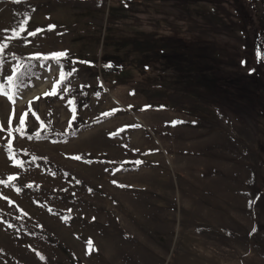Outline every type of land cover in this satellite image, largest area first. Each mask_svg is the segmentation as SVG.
<instances>
[{
	"label": "rangeland",
	"instance_id": "1",
	"mask_svg": "<svg viewBox=\"0 0 264 264\" xmlns=\"http://www.w3.org/2000/svg\"><path fill=\"white\" fill-rule=\"evenodd\" d=\"M0 42L41 54L0 95V264H264V0H0Z\"/></svg>",
	"mask_w": 264,
	"mask_h": 264
},
{
	"label": "snow or ice",
	"instance_id": "2",
	"mask_svg": "<svg viewBox=\"0 0 264 264\" xmlns=\"http://www.w3.org/2000/svg\"><path fill=\"white\" fill-rule=\"evenodd\" d=\"M19 2V0H18ZM18 27L21 31L25 30L24 22L23 20L18 22ZM53 26H49L51 28ZM15 31V30H14ZM34 34V33H30ZM13 38H18V33L14 35ZM8 45L4 42H0V95H5L9 99L10 102L15 103L16 97L19 95L20 91L26 86V76H30L31 72L33 71V65L31 63L32 59H39L41 57L40 53H35L32 57L29 58L28 61H25L22 57H17L14 53L6 54L5 49ZM51 58L59 64V61L61 58L67 56L66 51H59V52H52L49 54ZM49 58L48 55L43 56V59L47 60ZM261 58L258 54V59ZM11 60L13 67L11 69L12 74L7 76L6 80L9 85L8 89H5L3 87V82L5 81V77L3 75V69L5 65ZM76 70L72 69L69 71H65L64 67L61 65V77L62 80H67L68 77L72 76ZM62 81H56V84H60ZM64 92H68V88L63 89ZM55 95L56 94V86L54 84L52 92L51 93H44V95ZM69 103H72V101H69ZM24 122L23 115L21 116V124ZM9 123L11 125V117L9 120ZM175 123V122H174ZM3 130L2 124H0V131ZM17 131L20 129L17 128ZM7 147V146H6Z\"/></svg>",
	"mask_w": 264,
	"mask_h": 264
},
{
	"label": "built area",
	"instance_id": "3",
	"mask_svg": "<svg viewBox=\"0 0 264 264\" xmlns=\"http://www.w3.org/2000/svg\"><path fill=\"white\" fill-rule=\"evenodd\" d=\"M104 67H107V64L105 62H102L99 64V69L104 68Z\"/></svg>",
	"mask_w": 264,
	"mask_h": 264
},
{
	"label": "trees",
	"instance_id": "4",
	"mask_svg": "<svg viewBox=\"0 0 264 264\" xmlns=\"http://www.w3.org/2000/svg\"><path fill=\"white\" fill-rule=\"evenodd\" d=\"M28 58H30V56H28Z\"/></svg>",
	"mask_w": 264,
	"mask_h": 264
}]
</instances>
